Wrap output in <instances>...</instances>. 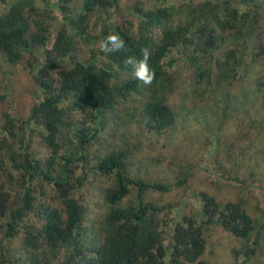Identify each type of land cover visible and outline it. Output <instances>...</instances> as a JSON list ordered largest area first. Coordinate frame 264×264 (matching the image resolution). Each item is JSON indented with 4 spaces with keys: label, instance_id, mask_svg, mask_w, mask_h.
<instances>
[{
    "label": "trees",
    "instance_id": "trees-1",
    "mask_svg": "<svg viewBox=\"0 0 264 264\" xmlns=\"http://www.w3.org/2000/svg\"><path fill=\"white\" fill-rule=\"evenodd\" d=\"M118 1L0 0V65H21L33 94L28 113L0 107V264H258L264 4L138 0L120 26L90 23ZM47 7L62 17L51 43ZM110 35L122 50L105 49ZM178 48L193 72L188 89L163 66ZM142 49L155 74L149 85L126 63ZM9 95L3 85L0 102ZM190 96L203 113L210 105L202 123L185 106ZM137 126L167 147L192 126L209 128L216 159L200 170L204 188H192L189 170L168 183L143 178L139 163L128 175L132 147L121 129ZM109 137L120 149L110 151Z\"/></svg>",
    "mask_w": 264,
    "mask_h": 264
},
{
    "label": "rangeland",
    "instance_id": "rangeland-1",
    "mask_svg": "<svg viewBox=\"0 0 264 264\" xmlns=\"http://www.w3.org/2000/svg\"><path fill=\"white\" fill-rule=\"evenodd\" d=\"M202 1L203 0H201V2ZM35 2L38 6H40V2H37V0H35ZM256 3L264 4V0H256ZM139 4L138 0H119L112 8H108L105 12L92 14L89 17L90 23L120 26L124 22L122 21L124 17L136 16L135 7ZM78 7L79 5L75 3L74 9ZM46 10H48V14L54 18L51 26V34L47 40L51 43L57 31H59L62 26V17L57 9L51 7L43 9L44 12ZM69 29L71 28L69 27ZM185 57L186 54L182 52L181 48L174 49L164 59L163 66L168 76L173 71L172 78L174 77V79L172 81L174 84L188 89L193 83V72L192 68L188 67L185 62ZM172 60L175 61L172 66L165 65L166 63L172 62ZM22 69L23 67L21 65H0V89L3 85H7L10 92L6 102H0V107H4L2 104L10 105L14 109H18L19 114L28 113L29 108L33 104V94L28 84L29 77H26L25 72L22 71ZM185 106L191 110L194 115V119H197L201 123L202 118H204L203 114H209L210 105L207 104L205 106V113H203L202 103L198 99L192 98L191 96ZM246 112L248 114L252 113L250 108H247ZM225 122L226 121H224V123ZM121 131L126 134V139L132 147L127 160L126 173H130L128 175L133 176V168L139 163L142 165L143 171L146 170L144 175L142 174L143 178L151 181H164L168 183L175 181L177 176L181 173L184 174L187 170H189L192 175V188L194 189V185L197 191L204 188L205 181L201 176L200 170L205 168V166L210 169L216 159L214 152L212 150H207L209 148L208 139H210V137L207 138V136H209V128L203 126H192L188 128L187 131L190 132L185 133L183 142L175 147L165 146L164 137H161L156 142L150 140L149 138L146 139V136H144V130H142L139 126L135 127V129H121ZM219 133L221 135V129ZM231 139L227 140L231 141ZM117 141V137H109L110 151L120 149L116 147ZM207 163H210V165ZM227 190L232 194V196H234L236 188L228 186ZM90 191L92 190L89 189V192ZM85 192H88V190H85ZM224 196L228 197L229 193ZM147 199L153 201L155 196H147ZM84 200L93 206L92 198ZM160 201L167 202V197H162ZM229 244L231 245V242H229ZM224 260H226L225 257ZM227 260L231 263L229 254ZM257 263L264 264L263 258L260 257Z\"/></svg>",
    "mask_w": 264,
    "mask_h": 264
},
{
    "label": "clouds",
    "instance_id": "clouds-1",
    "mask_svg": "<svg viewBox=\"0 0 264 264\" xmlns=\"http://www.w3.org/2000/svg\"><path fill=\"white\" fill-rule=\"evenodd\" d=\"M108 41L113 44L112 48H107V46H105V49L108 51H119L124 48V42L120 40L119 37L116 35H110L108 37ZM117 41L119 42L117 43ZM149 56L150 53L148 52V50L142 49V59L137 61L129 57L126 60V63L131 64L133 67V77L141 81L144 85L151 84L155 75L154 72L148 66Z\"/></svg>",
    "mask_w": 264,
    "mask_h": 264
}]
</instances>
